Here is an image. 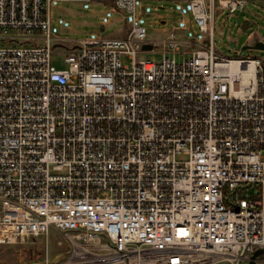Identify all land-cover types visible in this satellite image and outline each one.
<instances>
[{"label": "built area", "instance_id": "obj_1", "mask_svg": "<svg viewBox=\"0 0 264 264\" xmlns=\"http://www.w3.org/2000/svg\"><path fill=\"white\" fill-rule=\"evenodd\" d=\"M55 1L90 0H0V244L39 237L30 264H264V58L214 46L218 11L259 0H174L211 42L181 49L175 27L159 60L138 0H114L126 36L62 67Z\"/></svg>", "mask_w": 264, "mask_h": 264}, {"label": "rangeland", "instance_id": "obj_2", "mask_svg": "<svg viewBox=\"0 0 264 264\" xmlns=\"http://www.w3.org/2000/svg\"><path fill=\"white\" fill-rule=\"evenodd\" d=\"M53 60L64 66L68 48L87 39H119L126 36L133 14L116 6L114 0L55 1L51 7ZM137 20L146 27L154 50L144 51L141 57L159 60L164 42L171 29L177 27L184 41L183 48L208 47L209 37L194 20L187 1L138 0ZM214 46L224 56L254 55L264 58V49L246 46L264 42V0L250 1L243 10L230 13L219 10L214 22ZM194 41V40H196ZM57 41V42H56ZM242 51L240 54L238 51ZM43 240L29 238L15 244H0V264H30L43 258ZM51 251H56L51 241ZM227 264V263H222Z\"/></svg>", "mask_w": 264, "mask_h": 264}, {"label": "water", "instance_id": "obj_3", "mask_svg": "<svg viewBox=\"0 0 264 264\" xmlns=\"http://www.w3.org/2000/svg\"><path fill=\"white\" fill-rule=\"evenodd\" d=\"M246 47L254 48V49H264V42L259 41L255 45H250V46H246ZM152 48H153V44L152 43H146V44L143 45V49H145V50H150ZM262 252H264V249L257 250L254 253L253 258L257 257ZM250 264H257V263H256V261L252 260L250 262Z\"/></svg>", "mask_w": 264, "mask_h": 264}, {"label": "trees", "instance_id": "obj_4", "mask_svg": "<svg viewBox=\"0 0 264 264\" xmlns=\"http://www.w3.org/2000/svg\"><path fill=\"white\" fill-rule=\"evenodd\" d=\"M26 264H28V263H26Z\"/></svg>", "mask_w": 264, "mask_h": 264}]
</instances>
